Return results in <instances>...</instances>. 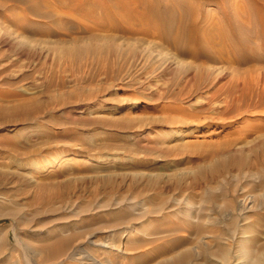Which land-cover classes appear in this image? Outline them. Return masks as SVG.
<instances>
[{
    "label": "rangeland",
    "instance_id": "374dc122",
    "mask_svg": "<svg viewBox=\"0 0 264 264\" xmlns=\"http://www.w3.org/2000/svg\"><path fill=\"white\" fill-rule=\"evenodd\" d=\"M259 6L0 0V264H264Z\"/></svg>",
    "mask_w": 264,
    "mask_h": 264
},
{
    "label": "bare ground",
    "instance_id": "6f19581e",
    "mask_svg": "<svg viewBox=\"0 0 264 264\" xmlns=\"http://www.w3.org/2000/svg\"><path fill=\"white\" fill-rule=\"evenodd\" d=\"M258 11H259V13H261L260 17H261V20L263 21L264 11L262 10L261 6H259ZM3 177L7 183H13V182L18 181L20 179L19 176L12 174V173H4Z\"/></svg>",
    "mask_w": 264,
    "mask_h": 264
}]
</instances>
